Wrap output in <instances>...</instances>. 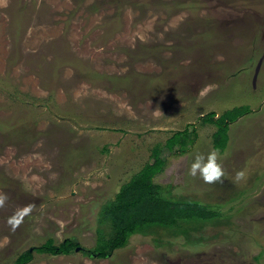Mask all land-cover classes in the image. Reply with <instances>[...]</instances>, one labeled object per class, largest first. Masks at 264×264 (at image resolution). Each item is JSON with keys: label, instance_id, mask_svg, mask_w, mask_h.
<instances>
[{"label": "rangeland", "instance_id": "1", "mask_svg": "<svg viewBox=\"0 0 264 264\" xmlns=\"http://www.w3.org/2000/svg\"><path fill=\"white\" fill-rule=\"evenodd\" d=\"M237 107L252 112L230 125L223 183L191 177L215 149L202 118ZM154 162L168 196L216 217L87 256L102 210ZM0 194V264H264V0H0ZM66 239L79 251H34Z\"/></svg>", "mask_w": 264, "mask_h": 264}, {"label": "trees", "instance_id": "2", "mask_svg": "<svg viewBox=\"0 0 264 264\" xmlns=\"http://www.w3.org/2000/svg\"><path fill=\"white\" fill-rule=\"evenodd\" d=\"M251 112L249 107H237L224 112L217 119L215 113H209L203 117L202 121L217 127L213 135L214 148L225 151L229 142L230 125ZM223 134L225 137L221 140ZM195 135L196 129L193 125L175 134V139L180 140L181 153L187 151ZM160 170L161 166L158 168L157 162L149 164L123 185L113 201L101 212L102 222H100L109 230L104 231L102 228L98 230L99 246L94 250H84L87 256L100 259L110 257L115 251L126 248L130 237L137 233L152 236L156 242L162 236L183 237L187 223L211 220L216 217L199 202L168 196L164 188L154 183V178ZM78 247L79 243L75 239H66L60 245H55L52 240H48L46 244L34 248V251L59 256L72 254ZM32 258L33 252L29 250L20 255L16 264L29 263Z\"/></svg>", "mask_w": 264, "mask_h": 264}, {"label": "clouds", "instance_id": "3", "mask_svg": "<svg viewBox=\"0 0 264 264\" xmlns=\"http://www.w3.org/2000/svg\"><path fill=\"white\" fill-rule=\"evenodd\" d=\"M224 156L219 149H211L207 153L194 152L192 154V162L189 168V175L191 177H199L205 184L213 185L223 183L225 178V170L223 167ZM246 180V171H237L234 177V183H239ZM8 197L0 194V208H3ZM33 206L28 205L23 209L18 210L15 215L7 220L12 232L23 223L24 217L31 214Z\"/></svg>", "mask_w": 264, "mask_h": 264}, {"label": "water", "instance_id": "4", "mask_svg": "<svg viewBox=\"0 0 264 264\" xmlns=\"http://www.w3.org/2000/svg\"><path fill=\"white\" fill-rule=\"evenodd\" d=\"M80 248H77L76 251H79Z\"/></svg>", "mask_w": 264, "mask_h": 264}]
</instances>
